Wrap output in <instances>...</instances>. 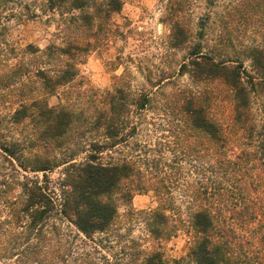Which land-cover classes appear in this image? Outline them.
Listing matches in <instances>:
<instances>
[{"label":"trees","instance_id":"16d2710c","mask_svg":"<svg viewBox=\"0 0 264 264\" xmlns=\"http://www.w3.org/2000/svg\"><path fill=\"white\" fill-rule=\"evenodd\" d=\"M11 1L0 0L2 3ZM204 1L207 7L216 3V0ZM245 1L252 4V9L264 13V0ZM46 2L49 9L70 15L67 23L69 28L72 26L73 32L66 37L63 47L51 45L42 52L46 58L56 57L60 61L58 69L51 73L37 70L35 78L41 82L46 95L53 96L63 88V97H66L67 90L79 76L78 65L99 45L103 39L101 34H105L108 28L107 18L119 13L123 2ZM166 2L168 6L161 22L169 27V48L189 49L180 73L189 77L191 85L180 95L183 98L179 122L184 134L200 140L189 150L194 154L205 153L208 156L207 165L212 170L217 169L225 175L241 174V177L252 181L256 178L259 182L257 188L262 189L255 208L234 210L232 216L218 206L219 203H214V191H217L216 188L212 192L214 181H197L190 196L187 227L182 223L193 240L186 256L173 260L172 264H264V256L243 253L233 225L236 216L240 225L255 222L264 236V128H257L252 114L254 97L264 94V47L246 48L256 76L249 75L241 61L220 59L214 50H204L200 41L191 43L185 12L195 0ZM204 28V20H201L197 33L201 40L204 39ZM114 81L113 91L100 94L97 104H92L94 116L89 122L90 130L101 131L103 141L93 142L82 162L66 163L60 201L50 194L36 175L23 176L18 181V197L0 198V263L14 259L13 264H119L117 260L100 253L97 247L101 242H97L94 236L108 235L116 230L120 205L128 207L135 195L153 192L158 206L139 214L144 215L146 231L155 246L150 250H139L136 255H126V263L170 264L164 258L161 247L175 237L182 226L171 222L176 212L170 199L168 181L147 173L132 159L102 160L103 154L126 142L128 129L130 132L134 130L129 123L132 110H143L149 103L146 95L135 97L132 94L126 75L116 77ZM215 83L226 89V99L230 104L227 132L212 114L217 96L207 86ZM27 119L38 129L36 143L55 149L70 137L78 118L68 101L57 107H48L42 100L35 99L29 104H21L11 122L20 124ZM84 119L88 123L87 118ZM21 147L20 143L13 142L0 144V150L23 172L45 174L57 166L56 160L38 155L22 159L21 155L18 156ZM57 220L66 221L76 235L62 230ZM79 235L84 240L77 243ZM85 240L93 244L92 251L83 248L87 245Z\"/></svg>","mask_w":264,"mask_h":264},{"label":"rangeland","instance_id":"374dc122","mask_svg":"<svg viewBox=\"0 0 264 264\" xmlns=\"http://www.w3.org/2000/svg\"><path fill=\"white\" fill-rule=\"evenodd\" d=\"M122 2L119 13L106 17L108 28L105 34H101L103 39L78 65L79 76L67 90L66 97H63V88L53 96L46 95L35 75L37 70L51 73L60 66L56 57L46 58L42 52L51 45L63 47L66 37L73 32L67 23L70 15L49 9L46 0L0 2V144L20 143L22 147L18 156L21 155L22 159L38 155L57 162V166L45 174L23 172L0 150V198L18 197V181L23 176L36 175L59 202L67 164L82 162L89 146L103 141L101 131L90 130L89 122L94 116L92 104H97L100 94L113 91L116 77L126 75L132 94L135 97L146 95L149 103L143 110H132L129 123L134 130L130 132L128 129L126 142L103 154L102 160L132 159L147 173L168 181L170 199L176 212L171 222L182 226V230L161 247L164 258L172 264L173 260L186 256L193 240L186 227L190 196L197 181H214L212 192L217 188L214 203H219L217 205L232 216L234 210L255 208L262 189L257 188L259 182L256 178L252 181L241 177V174L225 175L217 169L212 170L207 165L205 153L194 154L189 150L190 146L200 142L184 134L179 122L183 98L180 95L191 85L189 77L180 73L189 49L169 48V27L161 22L168 6L166 0ZM245 2L216 0L212 7H207L204 0H195L187 8L185 19L191 31V43L200 41L204 50H214L220 59L241 61L247 74L256 76L246 48L264 47V13L252 9V4ZM201 20L205 24L202 40L197 35ZM97 79L106 80V86H97ZM207 89L217 96L212 114L227 132L231 109L226 89L217 83L210 84ZM259 94L252 101V114L260 129L264 128V94ZM35 99L42 100L48 107H57L68 101L78 118L76 128L60 148H45L37 144L38 129L30 119L20 124L11 122L21 104H29ZM157 206L153 192L135 195L128 207L120 205L116 230L108 235L94 236L97 242H101L97 247L100 253L119 264H127L126 255H136L139 250L154 247L146 231L145 217L139 213ZM234 218L236 240L243 253L263 257L264 236L257 223L240 225L238 216ZM183 222L186 227H183ZM57 223L62 230L76 235L66 221L57 220ZM81 239L84 237L79 235L76 242L80 243ZM85 244L83 248L92 251L93 244L87 240ZM13 262L14 259H6L0 264Z\"/></svg>","mask_w":264,"mask_h":264},{"label":"clouds","instance_id":"9594fccd","mask_svg":"<svg viewBox=\"0 0 264 264\" xmlns=\"http://www.w3.org/2000/svg\"><path fill=\"white\" fill-rule=\"evenodd\" d=\"M95 83H96L97 86H99V87H104V86H106L107 81H106V80H99V79H97V80L95 81Z\"/></svg>","mask_w":264,"mask_h":264}]
</instances>
